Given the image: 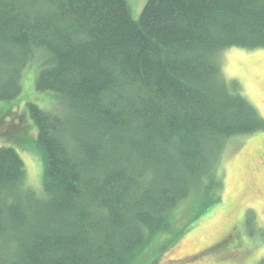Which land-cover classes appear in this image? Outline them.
Segmentation results:
<instances>
[{
	"label": "trees",
	"instance_id": "1",
	"mask_svg": "<svg viewBox=\"0 0 264 264\" xmlns=\"http://www.w3.org/2000/svg\"><path fill=\"white\" fill-rule=\"evenodd\" d=\"M230 47H264V0H145L136 19L127 0H0V101L31 62L35 89L57 99L28 103L40 192L0 146V264H142L215 205L228 139L264 131L223 74Z\"/></svg>",
	"mask_w": 264,
	"mask_h": 264
},
{
	"label": "rangeland",
	"instance_id": "2",
	"mask_svg": "<svg viewBox=\"0 0 264 264\" xmlns=\"http://www.w3.org/2000/svg\"><path fill=\"white\" fill-rule=\"evenodd\" d=\"M144 2L127 0L132 18L139 16ZM217 57L224 76L237 81L243 95L264 118V47H230ZM35 75L36 62H31L22 73L21 94L10 101H0V110L9 109L0 111V146L16 148L25 164L26 184L40 192L43 160L35 142L37 129L29 116L28 103L52 110L57 99L51 91L35 89ZM23 118L29 124L28 135L13 143L5 134L21 127ZM222 165L219 201L192 221L173 244L150 250L142 257V264H256L264 258V237L260 238L258 231L264 229V131L228 139ZM192 207L187 201L182 202L177 215L180 222L193 213ZM247 212L252 214V225L257 228L253 234L244 224ZM153 256L156 258L151 261Z\"/></svg>",
	"mask_w": 264,
	"mask_h": 264
}]
</instances>
